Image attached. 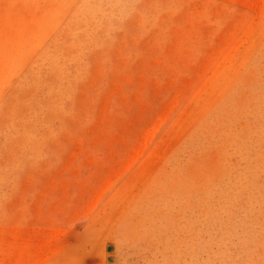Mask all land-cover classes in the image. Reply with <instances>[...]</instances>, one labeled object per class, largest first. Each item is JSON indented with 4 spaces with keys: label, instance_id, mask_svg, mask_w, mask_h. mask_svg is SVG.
<instances>
[{
    "label": "rangeland",
    "instance_id": "1",
    "mask_svg": "<svg viewBox=\"0 0 264 264\" xmlns=\"http://www.w3.org/2000/svg\"><path fill=\"white\" fill-rule=\"evenodd\" d=\"M0 264H264V0H0Z\"/></svg>",
    "mask_w": 264,
    "mask_h": 264
}]
</instances>
